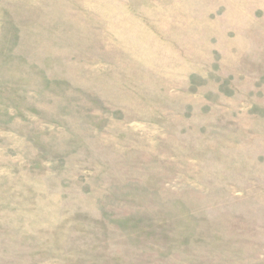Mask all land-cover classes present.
Masks as SVG:
<instances>
[{
    "label": "rangeland",
    "instance_id": "rangeland-1",
    "mask_svg": "<svg viewBox=\"0 0 264 264\" xmlns=\"http://www.w3.org/2000/svg\"><path fill=\"white\" fill-rule=\"evenodd\" d=\"M0 264H264V0H0Z\"/></svg>",
    "mask_w": 264,
    "mask_h": 264
}]
</instances>
